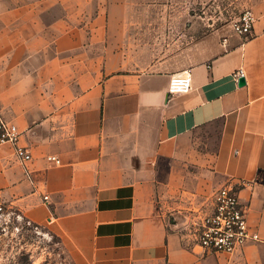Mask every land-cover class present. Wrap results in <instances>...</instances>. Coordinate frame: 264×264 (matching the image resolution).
<instances>
[{
  "label": "crops",
  "instance_id": "crops-1",
  "mask_svg": "<svg viewBox=\"0 0 264 264\" xmlns=\"http://www.w3.org/2000/svg\"><path fill=\"white\" fill-rule=\"evenodd\" d=\"M131 8L0 0V104L32 153L23 163L0 145L7 209L48 226L78 264H264V15L251 36H227L190 65L191 89L171 94L173 72H133L125 51L100 49L101 30L116 34ZM197 172L238 187L260 240L206 253L167 222L164 205Z\"/></svg>",
  "mask_w": 264,
  "mask_h": 264
},
{
  "label": "rangeland",
  "instance_id": "rangeland-1",
  "mask_svg": "<svg viewBox=\"0 0 264 264\" xmlns=\"http://www.w3.org/2000/svg\"><path fill=\"white\" fill-rule=\"evenodd\" d=\"M129 2L130 11L118 14L116 34L113 29L101 30L106 39L100 49L116 47L125 51L129 57L127 67L133 72H184L211 55L225 36L235 35L232 24L245 9L264 15V0ZM107 36L112 43L120 40V44L109 45ZM218 187L217 180L209 174L197 172L186 177L177 197H170L164 205L167 222H180L196 239L201 219L211 210ZM67 249L62 238L48 226L29 223L11 209L0 216V264H78Z\"/></svg>",
  "mask_w": 264,
  "mask_h": 264
},
{
  "label": "built area",
  "instance_id": "built-area-1",
  "mask_svg": "<svg viewBox=\"0 0 264 264\" xmlns=\"http://www.w3.org/2000/svg\"><path fill=\"white\" fill-rule=\"evenodd\" d=\"M257 20L258 16L252 9H245L233 22L232 31L239 36L249 37ZM227 40V36L222 39L223 43ZM189 89L191 77L187 70L171 77V94L187 92ZM21 136L18 125L7 118L0 104V145L12 144L17 159L25 163L32 159V153L27 146L20 144ZM48 159L60 163V159L55 156H49ZM44 200L47 201L48 196ZM6 212V201L0 191V216H4ZM258 240L259 234L249 227L247 211L241 203L238 187L231 184L219 187L213 195L211 210L201 219L196 244L206 253H234L248 242Z\"/></svg>",
  "mask_w": 264,
  "mask_h": 264
},
{
  "label": "water",
  "instance_id": "water-1",
  "mask_svg": "<svg viewBox=\"0 0 264 264\" xmlns=\"http://www.w3.org/2000/svg\"><path fill=\"white\" fill-rule=\"evenodd\" d=\"M245 83H246L245 77L241 76V77L239 78V85L242 86V85H244Z\"/></svg>",
  "mask_w": 264,
  "mask_h": 264
}]
</instances>
